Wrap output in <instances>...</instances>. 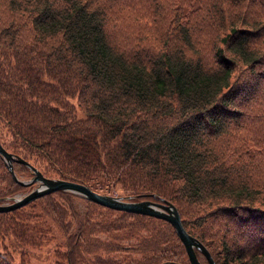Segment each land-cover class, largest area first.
I'll return each instance as SVG.
<instances>
[{
    "label": "trees",
    "instance_id": "16d2710c",
    "mask_svg": "<svg viewBox=\"0 0 264 264\" xmlns=\"http://www.w3.org/2000/svg\"><path fill=\"white\" fill-rule=\"evenodd\" d=\"M133 14L160 32L119 31ZM0 129L43 174L169 201L215 264H264V0H0ZM23 189L0 159V200ZM49 244L56 264H189L166 221L71 192L0 212V264Z\"/></svg>",
    "mask_w": 264,
    "mask_h": 264
},
{
    "label": "water",
    "instance_id": "95a60500",
    "mask_svg": "<svg viewBox=\"0 0 264 264\" xmlns=\"http://www.w3.org/2000/svg\"><path fill=\"white\" fill-rule=\"evenodd\" d=\"M0 157L4 160L5 167L16 184L22 187L34 185L21 197H7L6 199L9 202L0 203V212H8L20 208L43 195L56 191L71 192L105 208L164 220L173 227L175 234L185 249L189 264H201L197 258L196 251L205 258L207 264H215L206 247L185 231L176 207L169 201H154L147 198L131 200L132 196L120 197L104 195L93 191L89 186L81 183L46 177L40 170L17 154L8 152L1 144ZM13 162L25 165L31 171L32 177L29 180H21L18 178L13 170Z\"/></svg>",
    "mask_w": 264,
    "mask_h": 264
},
{
    "label": "rangeland",
    "instance_id": "374dc122",
    "mask_svg": "<svg viewBox=\"0 0 264 264\" xmlns=\"http://www.w3.org/2000/svg\"><path fill=\"white\" fill-rule=\"evenodd\" d=\"M117 11H119V7H116V12ZM117 22L119 26V31L121 30L136 31V29H141V33L148 32L152 35L151 36L152 38L154 35H157L161 30L160 22H156L153 24L139 22L138 19H136L134 14L130 17V19H121L117 15ZM24 35H25V38L29 37V34H24ZM215 37H216V33H214L212 29H208L205 31L197 30L196 32L193 31V39L195 40V42H197L195 49L200 53V56H202L203 58H205V60H208L209 62H213V48L210 47V44H211V40ZM163 41L164 39H161V40L150 39V43L152 45H155L157 48L163 43ZM0 139L1 141H3L4 139L1 129H0ZM4 142H6L5 139H4ZM18 175L21 180H29L32 177L31 173H30V178L27 176L25 177V175H22V174H18ZM44 175L49 178H57V177L50 175L47 172H44ZM95 181L96 180L90 181V183L88 184L90 185L92 190H94L95 192H98L104 195L126 197L124 196V194L121 193L120 191L121 187L119 185L112 186L111 182L110 181L106 182L105 179L100 180L97 178V181L99 183L98 182L95 183ZM103 184H105L104 188H103ZM98 186H101V187H98ZM26 192H28V189L20 190L16 194L22 195ZM77 204L80 205V207H82L83 205L81 202H77ZM97 237H99L100 239H106V238L112 239V236H106L104 234H97ZM121 242L123 244L128 243L127 241H124V240H122ZM16 256L18 259V253H16ZM27 261H28V264H56L53 249L50 244L44 245L39 249L27 248Z\"/></svg>",
    "mask_w": 264,
    "mask_h": 264
},
{
    "label": "flooded vegetation",
    "instance_id": "af4514ba",
    "mask_svg": "<svg viewBox=\"0 0 264 264\" xmlns=\"http://www.w3.org/2000/svg\"><path fill=\"white\" fill-rule=\"evenodd\" d=\"M0 144L4 147V145H3V143H2V141H1V139H0ZM5 148V147H4ZM6 149V148H5ZM7 150V149H6ZM8 151V150H7ZM9 152V151H8ZM0 159L3 161V163H4V160L0 157ZM30 164H32L30 161H28ZM15 163H17V162H13V165L15 164ZM19 164H21L22 166H24L25 168H26V171L24 172V173H21L22 175H25V177L27 176V177H29L30 178V173H31V171L25 166V165H23L22 163H19ZM4 165H5V163H4ZM32 174V173H31ZM43 174V173H42ZM44 175V174H43ZM45 176V175H44ZM47 177V176H46ZM32 186H34V185H31V186H27V187H25L26 189H28V188H31Z\"/></svg>",
    "mask_w": 264,
    "mask_h": 264
},
{
    "label": "built area",
    "instance_id": "2783aa9c",
    "mask_svg": "<svg viewBox=\"0 0 264 264\" xmlns=\"http://www.w3.org/2000/svg\"><path fill=\"white\" fill-rule=\"evenodd\" d=\"M98 187H101V186H98ZM105 187V185L103 186V188Z\"/></svg>",
    "mask_w": 264,
    "mask_h": 264
}]
</instances>
